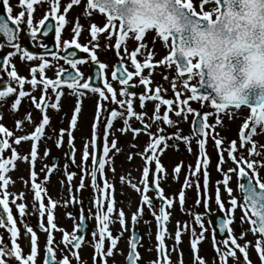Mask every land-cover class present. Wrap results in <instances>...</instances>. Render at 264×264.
<instances>
[{"label":"snow or ice","instance_id":"6c2138e0","mask_svg":"<svg viewBox=\"0 0 264 264\" xmlns=\"http://www.w3.org/2000/svg\"><path fill=\"white\" fill-rule=\"evenodd\" d=\"M245 2L256 6V12L264 20V0H68L61 4V0H18V7L21 9L16 15H12V6L9 0H3L2 7L6 16H0V49L9 47L14 51H7L6 54L0 53V73L6 74L5 79H0V107L8 105V98L14 96L10 103L9 110L15 113L23 98H30L31 105L35 110H39L40 119L35 124L34 130L30 133L15 136L6 126L0 124V154L5 150L11 149L9 157L0 155V227H6L9 234V243L3 242L0 238V264H36L39 255L38 236L32 226L24 221V217L30 214L38 216L36 227L46 233V241L43 251L42 264H71L70 257L75 259L76 264H81L79 250L85 243V234L87 233V220L94 219L95 226L91 232L90 246L93 248V264H108L110 258L119 255L124 257L120 262L113 259L112 264H139L141 260L138 247L140 238L135 230V225L143 214V206H147L150 215L154 217L156 223L155 231V251L156 258L146 262V264H173L171 252H177V264H184L183 250L179 245L183 241V235L190 231V241L188 255L190 264H208V261L200 255L198 245L202 243L205 237V225L202 220V214L192 213L190 210L186 213L194 218L195 225L199 226V233L188 222L181 224L176 222L174 235L166 227L170 222L171 209L175 205V195L165 197L164 190L161 187V181L167 177V172L160 160V155L172 147L179 151L177 142L185 145L186 151L192 154V141L195 140L197 146V155L195 158V167L188 165V171L185 174L183 184L178 192L180 210L184 212L186 200V189L195 184L197 199L196 205L201 203V173L203 183V205L205 209L209 205V187L210 173L208 166L210 158L206 152L208 138L214 141V149L217 155L216 171L222 175V180L215 182V203L218 210L224 213L223 218L216 222L219 234L214 233L211 241L215 256L214 264H228L230 258L233 264H252L249 257V248L254 249L258 256L259 264H264V179L259 175L260 169L264 168V144L257 145L253 139L254 135L264 136V72L260 73L254 80L250 81L247 88L228 96L221 97L207 85L204 78V69L200 59H193L191 53L186 47V39L189 32H196L200 29H211L221 24L222 18L227 14L226 10L236 9ZM213 4L210 10H205L208 4ZM38 5H47V10L41 19L34 23L35 7ZM74 6H81L82 15L88 18L90 26V41L85 44L78 42V37L82 34V26L77 22L74 24L70 39L61 40L62 31L69 23L67 14ZM147 6V10H145ZM62 9V10H61ZM102 14L100 19L102 26L94 21L95 14ZM47 22V23H46ZM54 22V23H52ZM25 25L27 34L32 40H36L39 34L47 37L50 31H54L55 49L49 50L46 45L40 44L44 53L36 56L33 52L22 48L18 40V33L21 31V25ZM15 26V27H12ZM154 31L156 39L164 42L167 51L163 59L157 61L160 65H172L175 69L176 77L171 82L172 91L175 94L174 99L163 98L162 92L166 90L160 84L155 89H150L152 83L150 77L154 74L152 61L156 54L154 43L152 50L146 47L147 41L140 43L146 37L148 31ZM106 40H114V47L119 50L127 39L133 41L134 50L130 53L125 49L123 56L120 51L116 55L120 57L113 66L111 72L112 80L118 81L119 93L112 87L111 83L105 78V63L98 62L96 49L99 47L98 40L100 35ZM170 41V46H169ZM91 45V48L89 47ZM108 47L109 45H105ZM142 49L146 52V58L138 62V53ZM87 53L93 64L98 63V69L95 73L103 82V87L93 86L88 79H84L83 74L78 70V65L84 64L85 59H77L78 52ZM19 56L20 61H38L37 64L29 68L30 79L19 75L16 67L12 64V58ZM50 56L51 59L46 57ZM124 57L130 60V66L134 71H129L124 62ZM63 60L70 66L71 71L54 63ZM54 71V78L46 75L48 70ZM144 69L149 70L147 75H143ZM199 71V83L193 73ZM134 77L139 78V86H143V92L139 94V104L142 109L137 112L134 107V98L137 93L130 91L132 87L130 82ZM168 79L167 76L164 77ZM193 82V83H190ZM31 86V91L39 88L40 95L37 99L31 95V91H25L24 85ZM13 85H16L15 87ZM75 97V106L67 128H60L57 132L52 129L53 135L48 139H53L57 149H60L64 143V136L67 135L68 151L64 157L70 160L71 164L80 169V182L75 192H81L85 187L90 186L94 193L92 208L88 210L87 216L84 214L83 199L73 195L72 180L75 177V171H67L65 165L64 177L67 180L68 198L54 200L51 197L45 204L44 198L47 196L45 184L50 181L51 174L58 170L55 163H50L41 169L45 172L42 181L37 182L38 173L35 170V162L39 157V142L45 138L46 127L50 126L51 118L47 114L50 108L59 111L60 101L66 94ZM182 92L186 98H181ZM88 93L97 97L95 102V113L91 123V139H84L81 151L80 164L76 165L74 129L79 122V114L82 112V98ZM190 93V95H187ZM54 97V99H53ZM119 97V98H118ZM107 102V104L105 103ZM146 102H154V110L148 117L150 122H145L148 114L143 111ZM190 102H198L200 109H194ZM115 105L114 107H110ZM164 108L161 114L160 110ZM174 106V107H173ZM242 106L249 110L246 118L242 119V124L238 130V140L233 139L228 144H224L223 139L216 133V127L222 124L220 114H227L229 119L241 118L240 111ZM209 108L211 111H204ZM174 113L177 118H182L183 122L188 121V115H192L190 134H182L178 127L181 119L173 120L170 114ZM215 114L213 123H209V117ZM103 116V147L99 150L97 129L100 119ZM121 121V125L113 131V125L116 120ZM135 119L138 126L133 127L131 120ZM33 123L31 113H27L23 119L15 120L16 130L22 131L24 122ZM167 127H175V131L165 133V128L161 127L160 122ZM153 124L156 125L155 131H152ZM121 136L131 132L132 139L136 140L138 135L143 133L148 136V141L142 151H129L126 159L131 162L134 156H139L142 165L138 169L140 177L138 182H134L131 173L121 174L120 183L123 186L127 184L132 190L139 194V205L135 212L131 213V223L133 230L129 238L125 241V249L117 251L120 238L125 231H128L125 212L115 208L114 184L107 178L106 168L115 175L113 157L121 153L122 148L118 147V138L115 132ZM112 136L109 142L108 137ZM14 140L10 142V138ZM173 143L170 145L168 141ZM30 141V151L20 155L15 144L19 146L22 142ZM91 146V153L89 152ZM130 149H135L137 145L131 143ZM243 150V151H241ZM50 149L45 146L44 156H49ZM227 153V160L224 153ZM111 153V155H110ZM246 153V154H245ZM91 158V165L88 161ZM22 160L30 165L29 179L31 181L32 192V212L27 211V205L23 202L17 203V200L24 199V192L20 193L7 191V186L14 183L7 173L15 168V162ZM231 162L233 167L225 171L221 165ZM154 165V168H153ZM183 161L176 163L172 169L173 180L178 179V174L182 171ZM235 174L238 181V189L242 193V202H239L235 196H232L233 189L229 186L231 176ZM89 179V185H85V178ZM151 177V178H150ZM25 186L29 181L19 177ZM61 191L64 188V180L60 181ZM220 184H223L224 191L229 196V207L225 210V205L220 196ZM152 191L155 194V200L148 195ZM129 204L131 197L128 198ZM10 204L15 205L17 214L20 217V223L25 229V236H30L29 248L27 254L22 252L21 246L17 242L19 229ZM69 204H80L79 221L71 212H66L65 217L73 219L71 232L62 227H58L54 219V209L57 205L67 207ZM239 207L242 211L240 218L239 239H243L247 232L254 237L253 241H245L243 244L238 242V237L231 225L234 223L233 212ZM115 214L116 219L113 220ZM47 223L45 224L44 218ZM118 222L119 232L114 235L110 230V224ZM145 223H150L145 221ZM243 223H247L249 228L243 229ZM54 231L61 232L59 243L55 241ZM173 240V245L166 247L165 238ZM149 239L151 240V231L149 230ZM62 246V247H61ZM57 250L66 254L57 259ZM152 250L151 244L147 249ZM86 264V262H85Z\"/></svg>","mask_w":264,"mask_h":264},{"label":"rangeland","instance_id":"374dc122","mask_svg":"<svg viewBox=\"0 0 264 264\" xmlns=\"http://www.w3.org/2000/svg\"><path fill=\"white\" fill-rule=\"evenodd\" d=\"M212 7H213V4L210 3L207 5V8H205V10H210ZM145 41H147L146 47L148 48L149 51L152 50L151 45L153 43H154L155 50H156V54L154 55V59L152 61L153 65H154L152 71L154 74L150 77L152 83L150 84L149 87H150V89L154 90L155 87L157 86V84H160L162 86V88L166 90L165 92H162L163 98L174 99L175 94L171 88L172 80L177 78L176 74H175L174 66H172V65H160L157 63V61L163 59V56L166 54L167 49L164 46V42L156 39L153 31H148L146 37L142 38V41L136 42V44L138 46L140 43H143ZM103 43L104 44L101 47V50L97 51V58L100 59L101 61L103 60L105 62V64L107 65V67L110 68L107 70V75L105 78L111 83L112 87L117 91V94H118L119 88L121 86L119 85L118 82H115L114 80L111 81V79H112L111 72L113 70V67L111 65L114 62V58L112 57V54L114 52L120 51L121 55L123 56L125 49H127L128 52L130 53L131 51L134 50L133 41L131 39H126V41L122 44L121 49H119V50H117L114 47V40L108 41V40H106L105 37H103ZM106 44L109 46L106 47L105 46ZM169 46H170V41H169ZM137 55H138V62H142L143 59L146 58V52L143 49H142L141 53H138ZM124 60L130 61L128 59V57H124ZM54 63H56V62H54ZM56 64L59 65L60 63H56ZM130 71H134V68H131ZM148 71L149 70L144 69L142 71V74L147 75ZM165 76L168 77L167 80L164 79ZM130 83L132 85L139 84V78L134 77ZM190 83H193V82H190ZM65 93L66 94L63 96L64 103H61L59 111H54L52 109L50 111L47 110V114L51 118V123H50V126L46 127L45 138L39 142V157H38L37 161L35 162V170L38 173V178H40L39 181H42L43 176L45 175V172H42L41 169L44 168L46 165H48V160L43 155V151H44L45 146H47L50 149L49 156L54 155V156H58L60 158H64V153L67 152L68 145H63L62 146L63 150H60V149H57L55 147L54 137H53V139H48V136L53 135V132H52L53 128H55L56 131L58 132L60 128H67L68 127V123H69V120L71 118V114H72V111L74 109V106H75V97L67 95V90L65 91ZM136 93H137V96L134 98V107H135V110L137 112H140L142 109L140 108L138 96L141 93H139V91H136ZM187 95H190V93H187ZM181 98H186V95L184 92H182ZM53 99H54V97H53ZM96 99H97V97L91 93H88L85 97L82 98V112L79 114V122H78V124H77V126L73 132V135L75 137L74 146L76 149V152H75L76 165L80 164V157H81V151H82L84 139L85 138H87L89 140L91 139V123H92V120L94 118ZM105 103L107 104V102H105ZM114 106L115 105H111L110 107H114ZM190 106L193 107L194 109H200L201 108V105L198 102H190ZM165 107L166 106L161 107V110H160L161 114L163 113ZM3 108H5L7 110L5 113H4ZM153 110H154V102H146V107L143 109V111H145L148 114V116L145 117V122H150L148 120V117L151 116ZM203 110L209 111L211 109L205 108ZM21 111H22V108L20 106L15 113H13L9 110V106L0 107V124H3L10 131H13L15 136L30 133L32 130H34L35 124L38 123L39 119L41 118L40 115L37 116L36 118L34 115V116H32L33 123L29 124L27 121H25L24 126H23V130L22 131L16 130L15 120L16 119H23L24 116L26 115V112H22L23 115L20 114ZM211 111L214 112V110H211ZM239 111L241 114V118L232 119V120L229 119L227 114H220L221 118H222V124L217 126L215 131L223 139L224 144H228L233 139L238 140L239 127L242 124V119L246 118V115L248 114L249 110L246 107L242 106L241 110H239ZM170 118H172L173 120L181 119V123H179L178 127L182 130V134H190L191 119H192L191 114L188 115V121L187 122H183L182 118H177L174 115V113L170 114ZM215 118H216L215 114L213 116H210L209 117V123H213ZM104 123H105V120L102 116L100 119L99 127L97 129L98 141L100 142V151H102V147H103V124ZM130 123L133 127H135L138 122L135 119H133V120H131ZM160 124H161V127L165 128L166 134L175 131V127L164 126L162 124V121L160 122ZM120 125H121V121L119 119L116 120L114 122V125H113V131H115V128L117 126H120ZM155 128H156V125L153 124L151 130L155 131ZM115 135L119 141L117 146L121 147L122 151H121V153H119L113 157V159H114V165L113 166L115 167V172L118 171L119 173L125 174L123 172L124 170H123L122 165H123V163L128 164V162H129L126 159L127 153L129 151H134V152L142 151L143 147L146 145V142L148 141V136L141 133L138 135L136 140H133L131 132L127 133V135H125V136H121V134L117 131V132H115ZM64 139H65V141H67V135L66 134L64 136ZM111 139H112V136L110 135L108 137L109 142L111 141ZM253 139L257 142L258 146L260 144H264V136L257 134V135H254ZM12 140H14V137L10 138V142ZM131 143H135L137 145V147L135 149H130L128 147V145ZM168 143L171 145L173 142L170 140V141H168ZM177 143L179 146V151H175L172 147H169L166 150L167 152H170V151L174 152V155H172L174 160L172 162H170V164H168V161H167L168 154H165L164 156L160 155V157H159L162 164L164 165V167L166 169V172H167V177L161 181V187L164 190V195L166 198L175 195V205L173 208L168 209L171 212L170 222L167 223V225H166L168 231L170 233H173V234L175 231V226H176L177 221H180L181 224H183L184 222H188L191 225V227L196 226L194 223V218L191 215L186 214L189 210L192 213H197V214L200 213L202 215L205 213L204 211L206 210L204 205H203L202 173H201V203H200V205L195 204V201L197 199V193H196L195 184H193L192 187L186 189V200H185V204H184V210L185 211L182 212L180 210V205L178 202L179 201L178 192H179V189L181 188V186L183 184L185 174L188 171V165L191 164L193 167H195V158L197 155V146L195 144V140H193L192 141L193 152H192V154H189L186 151L185 145L182 142H177ZM12 146L17 147V151L20 155H24L30 151V141L29 142H22L19 146H16L15 144H13ZM91 151H92L91 146H89V152L91 153ZM241 151H243V150H241ZM206 152L210 158V164H209L208 169H207L208 172L210 173L209 205H208L207 210L211 211L214 206H217L215 203V187H216L215 182L217 180H222V175H220L216 171V167H215L216 166V160L213 158V156H217V155H216L215 149H214V141L211 138H208V140H207ZM10 154H11V149H8V150H5L2 155L5 158H7L10 156ZM110 155H111V153H110ZM224 156H225V159L227 160V153L226 152L224 153ZM19 161H22V160H19ZM180 161H183L182 171L178 174V179L173 180L172 169H173L174 165ZM132 162L136 163V167H134L132 170V173L134 174V182H138L140 174H141L140 171H138V169L141 167L142 161H141L139 156H134L133 160L130 163H132ZM22 163H23L22 164L23 166L29 167V169H30V165L28 163H26L24 161H22ZM65 163H66L65 165L68 166L66 170L70 172L71 167H70L69 163L67 162V159H66ZM88 163H89V165H91V158H89ZM65 165H64V167L57 168L58 170L54 171L51 174L50 180L54 176L55 173H58L59 176L63 177V180H64L65 179V177H64ZM233 166L234 165H232V163L230 161L228 163L221 165V167L225 171H227V169L229 167H233ZM153 168H154V165H153ZM80 175H81V172H80V169L78 168V175L75 178H73V180H72L73 195L75 194V189L80 182ZM106 175H107V178L112 182V180L114 179V175L107 168H106ZM125 175H127V174H125ZM229 175L231 176L229 186L233 189L232 196H235L237 198V200L240 202V200H239V192L240 191L238 189L237 177L235 176V174L230 173ZM259 175L262 179H264V168L260 169ZM84 183H85V185H89V179L87 177L85 178ZM119 184H121V183L119 182ZM126 186H128V185L124 184L121 187V190H119V192L117 194L118 197H117V201L115 204L116 210H119V208L123 207V200L126 198L123 195L124 194L123 192L128 193V187H129V186L128 187H126ZM82 192L84 194H86L85 196H87V200H86V204H85L86 208L84 209L85 212H87L91 208L90 206H91L92 200H93V198H92L93 190L90 186H87L82 190ZM129 193L132 194V196H133L132 197L133 200L131 201L132 207H135V206L138 207L139 204H137V200H138L137 197L139 196V194L136 193L131 188H130ZM67 194H68V192H67ZM148 195L155 200V194L152 191H150L148 193ZM220 196H221L222 202L225 205V209H227L230 206L229 205V196L224 191L223 184H220ZM66 212H71L72 214H77L76 211H72L71 209H68L67 207L66 208L63 207V209L60 210V215L64 217ZM143 214L147 215V211H145L144 208H143ZM241 216L242 215H241L240 208L237 207L233 212V217H234V223L233 224L239 223L237 221H241L240 220ZM202 220H203L204 225L207 226L208 223H206V219H204V217H202ZM61 221H68L65 223V225H67L68 227H70L74 223V221L70 218L58 219V222H61ZM152 228L156 230L154 217H152L151 227L149 228V230L152 231ZM205 229H206V231H205L206 239L203 241V245H204L206 252L204 253V255H205V257H210L213 260L215 253H214V251L209 250V249H211L210 246L212 247V245L208 243V241L211 240L210 233L207 232L209 229L207 227H205ZM190 231H191V229H189V232ZM188 235H189L188 233L185 234V237L187 238ZM147 236H149V232H148ZM245 241H253L254 242V239H253V237L248 235V236H246L245 239L238 240V242L241 244H243ZM254 253H255L254 249H252L250 247L249 248V254H254ZM213 263H214V261H213ZM228 264H233V262L230 258L228 259Z\"/></svg>","mask_w":264,"mask_h":264},{"label":"flooded vegetation","instance_id":"af4514ba","mask_svg":"<svg viewBox=\"0 0 264 264\" xmlns=\"http://www.w3.org/2000/svg\"><path fill=\"white\" fill-rule=\"evenodd\" d=\"M67 2H68V0H61V4L62 5L67 3ZM2 3H3V0H0V16H6L7 14L4 13V11H3ZM9 3L12 6V15L14 16L21 10L18 7V0H9ZM46 10H47V5H38V6L35 7L34 23L43 17L44 12ZM82 11H83V9H82L81 6H74L69 11V13L67 14V19H68L69 23L66 25V27L62 31L61 40L70 39V37L72 35L71 30H72L74 24L77 22V17L79 16V23L82 26V34L78 37V42L83 45V44L88 43L90 41V33L88 31V28L90 26V21H89L88 18L83 17ZM100 16H102V14L97 13L93 17L94 21L98 24V26H102V21L100 19ZM52 23H54V22H52ZM12 27H15V26H12ZM20 27H21V31L17 34L18 35V40L15 41V42L19 43L22 48H25V49L33 52L36 56H39V55L44 53V49L39 47L40 44L46 45L49 50H57L54 47V43H55L54 31H50V33H49V35L47 37L43 36V34H39L37 39L34 41L27 34L25 25L22 24ZM103 37H104L103 34H101L100 38L98 40L99 47L96 49V54H97L98 50H101V47L104 44L103 43ZM0 40H2V38H0ZM89 47L91 48V45H89ZM7 51H14V50L9 48V47H4L3 49H0V53H3V54H6ZM57 51H59V50H57ZM76 51L78 52V56L76 57L77 59H85V63L84 64L78 65V70L83 74L84 79L90 80L89 79V75H90V72H91V68L90 67H91V65H97L98 66V63L97 64H93L91 62L90 58L88 57L87 53L80 52L79 50H76ZM112 57L114 58V62L111 65L113 67L120 58L116 55V52H114L112 54ZM46 58L51 59L50 56H48ZM55 62L56 63H60L59 64L60 66L64 67L65 69H67L69 71H71L70 66L65 64V62L63 60H58V61H55ZM98 62L105 63L103 60L101 61L100 59H98ZM124 62H125L126 67H128V70L130 71V69L132 68L130 66V61H125L124 60ZM37 63H38V61H36V60L31 61V62L25 61V62L22 63L20 61L19 56H16V57L12 58V64L16 67V69L18 71V74L22 75V76H25L27 79H30L29 68L32 65H35ZM108 69H110V68L106 67L104 69L105 77L107 75V70ZM54 71H55L54 69L46 71L47 77L54 78ZM5 78H6V74L0 73V79H5ZM111 81H113V80L111 79ZM115 82H118V81H115ZM13 86L15 87L16 85H13ZM137 86H138V84H137ZM99 87H103V83ZM132 89L134 90V92L138 91V89L136 87H132ZM24 90L25 91H31V86L28 85V84H25L24 85ZM66 90L67 89H65V91ZM139 93H141V92H139ZM31 95L35 96L38 99L39 95H40L39 88L36 89L35 91H31ZM12 100H14V96H10L8 98V105H5V106H10V103L12 102ZM19 106L22 108V111H21L20 114H22V112H26V114L30 112L31 116L35 115V118L40 115L39 114V110H35L34 107L31 105L30 98H23L22 99V103ZM19 106H18V108H19ZM3 110H4V113L7 111L5 108H3ZM48 110L50 111L51 109L49 108ZM63 145H67V141H65V139H64ZM60 150H63V148L61 147ZM67 151H68V148H67ZM43 153H44V151H43ZM2 154H0V155H2ZM53 156L46 157V159L48 160V165L50 163V158L53 157ZM55 157H56L55 164L57 165V168L64 167V165L66 164L65 163L66 162L65 157L64 158H60L58 156H55ZM67 162L69 163V165L71 167L70 172L75 171V173H76L75 177H76L78 175V168L76 166L72 165L70 160L67 159ZM12 172H13V169L10 170L7 173V175H11ZM24 172H25L24 180H28L29 181L28 185L25 186L23 181L21 180V181H18L19 184H17V185H15L14 183L8 185L7 186V191L15 192V193H20L21 191H23L24 192V199L22 201L21 200H17V203H20V202L25 203L27 205V211L29 213H31L32 212V204H31L32 192H31V187H30L31 181L29 179V167H25L24 166ZM39 180H40V178L37 179V182H40ZM12 181L16 182L15 179L12 180ZM112 182H113V180H112ZM66 183H67V180L65 178L64 179V185L67 188V184ZM48 184H49V182L46 183V185H45L46 189H47ZM121 187H122V185H121ZM126 187H128V186H126ZM129 191H130V187H128V194H130ZM123 193H124L123 195L125 197L128 196L126 192H123ZM74 195H76L79 198L83 199V201H84L83 209H85L86 208L85 204H86V200H87V196H85L86 194H84L81 191L79 193L75 192ZM117 197H118V195L115 197V204H116V201H117ZM130 197H131V201H132L133 200L132 194H130ZM67 198H68V194H67V191H66L64 199H67ZM92 198L94 199V193L92 194ZM47 199H48V192H47V196L44 198L45 204L47 203ZM137 199H138L137 200V204H139V196L137 197ZM242 199H243L242 193L239 192V200H240V202H242ZM131 204L132 203L129 204L128 198L126 197L123 200V207L119 208V210L123 209L124 212H125L128 231H125L123 233V236L120 238V240L118 242V246H117V251L125 249V241H126L127 238H129V236L131 235V232L133 230V225L131 223L130 217H131V213L135 212L137 207L136 206L132 207ZM90 207L94 211V208H93L92 204H91ZM60 208H61L60 210L63 209V207H60ZM67 208L71 209L72 211H76L77 212V214H73V216L76 218L75 222H78L79 221V214H80L81 205L77 204V205H75V207H73V205L69 204L67 206ZM143 208H144L145 211H147V215L142 214V217L139 219L138 223L135 225V230H136V232L139 235L140 245H141V246L138 247V252L140 253V256H141V260L139 261V264H146V262H148L150 260H154L156 258V251H155V243H156L155 242V231L156 230L152 228L151 240H150L149 236H147V234L149 232V228L151 227L152 216L150 215V210H149V208L147 206H143ZM10 209L13 212L14 218L17 221V227L19 229V235H18V238H17V242L21 246L22 252L24 254H27L30 251V248H29L30 236L26 237L25 234H24L25 229H24L23 224L20 223V217H19V215L16 212L15 205L10 204ZM55 209H54V213H55ZM119 210H117V211H119ZM240 211H241V209H240ZM204 212L205 213L202 215V217H204V219H206V223H208V225L205 226V227H207L209 229L207 232L210 233L211 240L208 241V243L211 244V241H212V238H213V234L214 233L219 234V229H218V227H216V222L219 219L223 218L224 213H221L218 210L217 206H214L211 211H208L206 209ZM84 214H85V216H87L88 211L85 212V210H84ZM241 215H242V211H241ZM65 218H66L65 215H64V217L60 215V211H59L58 215L55 216V214H54L55 223L58 225V227H62L64 229H66L67 231L71 232V229H72L73 225H71L70 227L65 225V223L68 222V221L58 222V219H65ZM115 219H116V217H115V214H114L113 215V220H115ZM24 221L27 224H29L30 226H32L33 229L37 232L39 255H38L36 264H42L44 245H45V241H46V233L40 231L36 227V225L38 223V216L36 214L26 215L24 217ZM145 221H149L150 223L146 224ZM44 222H45V224L47 223L46 217L44 218ZM237 222H239V223L232 224L231 227L234 229V232L236 233V235L238 237V240H243L248 235L253 237V235L250 232H247L244 235L243 239H239V231H240V227L239 226L241 224V221H237ZM155 225H156V223H155ZM94 226H95L94 219L87 220V233L85 234V240L88 241L89 243H85L83 248L79 250L81 264H85V262H86V264H93V260H92L93 248L90 246V243H91V232L94 229ZM242 227H243V229L247 230L249 228V225L247 223H243ZM194 228L196 229V232L199 233V231H200L199 226L196 225ZM110 230L112 231V233L114 235H116L119 232V230H120L119 223L118 222H114V223L110 224ZM188 234H189L187 236L188 239L185 237V234L183 235V241L179 245V249L183 250V252H184V256H183L184 264H190V257L188 255V248H189V241H190V232ZM53 235H54L55 241L57 243H59V241L61 239V235H62L61 232L54 231ZM220 235H223V234H219L217 236L218 239H219ZM8 237H9V234L7 233L6 227H0V238L3 239V242L9 243V245H10ZM253 239H254V237H253ZM149 244H151V247H152L151 251L147 250L148 247H149ZM165 244H166V247L170 248L173 245V240L166 237L165 238ZM198 247H199V250H200V255L203 256L208 261V264H214L213 260L210 257H205L204 253L206 251H205L203 242L200 243L198 245ZM210 248H211V249H209L210 251H214L211 246H210ZM66 252H67V250L64 253H62L61 251L57 250V253H56L57 259H59L62 255L66 254ZM170 255H171V260H172L173 264H177V261H178L177 252H171ZM249 257H250V259L252 261V264H259L258 256L256 255V253L249 254ZM69 258L71 260V264H76L75 259H72L70 257V254H69ZM113 259H115L117 262H120V261H122L124 259V257L117 255L114 258H110L108 260V264H112ZM9 264H14V261L10 260Z\"/></svg>","mask_w":264,"mask_h":264},{"label":"clouds","instance_id":"9594fccd","mask_svg":"<svg viewBox=\"0 0 264 264\" xmlns=\"http://www.w3.org/2000/svg\"><path fill=\"white\" fill-rule=\"evenodd\" d=\"M226 12L220 25L189 32L186 39L193 59L202 62L207 85L221 97L247 88L264 72V20L256 6L242 2ZM193 75L199 83L200 72Z\"/></svg>","mask_w":264,"mask_h":264},{"label":"bare ground","instance_id":"6f19581e","mask_svg":"<svg viewBox=\"0 0 264 264\" xmlns=\"http://www.w3.org/2000/svg\"><path fill=\"white\" fill-rule=\"evenodd\" d=\"M61 103H64L63 101V98L61 99L60 101V106H61ZM165 154H168V158H167V161H168V164H170V162H172L174 160L173 156L174 155V152L170 151V152H167L165 151L164 154H162L163 156ZM22 161H19L17 160L15 162V168L13 169V172L11 173V175H8L11 180H16V182H14L15 185L19 184L18 181H21V179H19V177H25V172H24V166L22 165ZM123 172L125 174H128V172L131 173V176L134 180V174L132 173V170L134 167H136V163L135 162H128L127 163H123ZM131 168V169H130ZM130 169V170H129ZM116 175H114V179H113V184H114V197L117 196L119 190H121V184H119L120 180H119V176L122 174V173H119L118 171L115 172ZM63 180V177L59 176L58 173H55L54 176L51 178V180L49 181V184L47 186V192H48V198L51 197L52 199L54 200H60L61 197H63V199L65 198V192L67 191L66 187L64 186L63 188V191H61V184H60V181ZM128 196H126L127 198L130 197V194L127 193ZM61 206L60 205H57L56 209H55V216L59 214V211H60V208Z\"/></svg>","mask_w":264,"mask_h":264},{"label":"water","instance_id":"95a60500","mask_svg":"<svg viewBox=\"0 0 264 264\" xmlns=\"http://www.w3.org/2000/svg\"><path fill=\"white\" fill-rule=\"evenodd\" d=\"M93 70H92V75H91V80H90V83L93 85V86H99L101 83H102V81L99 79V77H97L96 75H95V73H96V69L95 68H93V66L91 67ZM130 91H133L132 89H129ZM141 91H143V86H141ZM56 162V158H52V160H51V163H55Z\"/></svg>","mask_w":264,"mask_h":264}]
</instances>
